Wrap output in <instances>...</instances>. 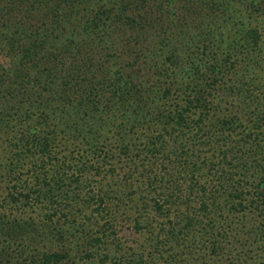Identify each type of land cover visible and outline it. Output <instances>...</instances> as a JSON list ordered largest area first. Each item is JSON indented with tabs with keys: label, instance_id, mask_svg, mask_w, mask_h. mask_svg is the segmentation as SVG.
Listing matches in <instances>:
<instances>
[{
	"label": "trees",
	"instance_id": "trees-1",
	"mask_svg": "<svg viewBox=\"0 0 264 264\" xmlns=\"http://www.w3.org/2000/svg\"><path fill=\"white\" fill-rule=\"evenodd\" d=\"M247 13L264 17V0H0V54L11 62L0 63V129L15 132L0 161V264L93 259L129 202L136 228L151 230L152 209L165 220L156 256L162 245L171 257L180 254L172 242L199 238L214 248L227 239L226 230L205 228L211 214L214 225L237 217L244 236L264 247V113L249 112L251 127L241 114L207 122L228 70L251 64L248 55L264 44V18L252 26ZM149 28L143 57L138 45ZM183 39L187 65L174 43ZM237 82L231 88L248 108L252 90ZM172 88L180 97L171 106ZM142 128L156 134L142 141ZM59 135L78 142L79 153L54 151ZM136 159L149 161L136 180L147 188L140 205L129 183L126 191L101 175L109 167L114 173V160L136 166ZM27 208L42 211V221L25 217ZM46 229L70 245H26L48 238ZM97 257L101 264H149L141 253Z\"/></svg>",
	"mask_w": 264,
	"mask_h": 264
},
{
	"label": "rangeland",
	"instance_id": "rangeland-1",
	"mask_svg": "<svg viewBox=\"0 0 264 264\" xmlns=\"http://www.w3.org/2000/svg\"><path fill=\"white\" fill-rule=\"evenodd\" d=\"M241 8V7H240ZM246 16H249L251 19L250 15L247 13ZM264 17H258V19H249L250 22L252 23V26L254 25H259L261 24V20ZM153 29L149 28L145 32L147 33V37L145 42L138 45V48L143 50L141 52V55L143 57L148 53L147 50H144L147 48V45L151 41L152 38V31ZM262 31V30H261ZM263 32V31H262ZM264 36V35H263ZM188 39H183L182 41L179 42H174L176 45H178V51L179 55L183 57L184 63L187 65L189 62V58L186 57L187 53L189 55V49H188ZM262 48L258 53L255 51L251 53L248 56H252V61L249 62L251 64L246 65V70L245 68L240 70L238 72H234L233 70L229 69L227 72V75L224 78L223 83H221L218 86V90L215 92V96L212 99V104H211V112H210V118H208L209 123L212 121V119H218L223 116H230L231 114H241L245 118V124L246 126L251 127V122L253 119V115L251 112L256 113L259 110L263 111L264 113V44L261 46ZM162 52V51H161ZM126 54V53H125ZM124 54V55H125ZM97 57V55H96ZM143 57H141V60H139V65L141 61L143 60ZM164 54L162 52V56L158 57L160 59L159 61L164 60ZM101 62L100 57L98 55L97 60ZM0 63L3 64L4 66H10L11 62L9 57L3 56L0 54ZM102 63V62H101ZM248 62L241 61L240 65L243 66L247 64ZM253 63V64H252ZM187 68V67H186ZM238 81V82H237ZM235 82L238 84H243L244 87L251 88L252 91L246 95H250L251 100H247L246 103L248 108H243L241 105V100L237 96V92L235 89H232V86H235ZM226 84V85H223ZM232 85V86H231ZM254 87H260L259 90H255ZM217 89V88H216ZM172 92L170 93V100L169 104L174 105L175 103H178L180 94H177V92H174V88L171 89ZM258 108V109H254ZM158 128V126H154V129ZM11 128L5 129L6 132L4 133L0 129V161L3 160V148L6 143L5 139L10 138L11 136L14 135L15 132L9 130ZM139 138L140 140L144 141L148 137H153L156 132L153 130L150 132H147V129L145 128L139 129L138 131ZM167 139V137H166ZM139 141V142H142ZM259 141V140H258ZM262 142V139L260 140ZM259 142V143H260ZM56 152L60 153L62 155L63 153L66 154L70 157L71 155H75V153H79L80 151V146H78V142L76 144H73L72 139H67L63 138L61 135H59L57 144L54 145ZM66 150V151H65ZM62 159V158H61ZM173 160V157L171 158ZM64 160V159H62ZM28 161V160H27ZM26 162V164L30 165L31 162ZM150 161V158H149ZM146 161L144 166H141L140 160L136 159V166L131 163L129 166V161H123V160H114L116 170L113 172L110 171V167L107 171L102 172V177H105L107 179L104 181L105 183H110L113 186L117 185L116 187H119V189H126L128 191L131 189H135L137 193L133 195V199L137 200L139 205L141 203V197L144 195L145 191L147 190L146 185L141 182H136V180L139 178V172L143 169V167L148 165V162ZM163 162V159L161 156H159L158 160V165ZM138 166V168H137ZM161 166H159L160 168ZM173 166L168 165V170L173 171ZM106 169V168H105ZM135 169V170H134ZM93 175L92 173H88V175ZM183 176L179 178H185L189 180L188 174H183ZM25 175H23L24 177ZM130 177L128 180L126 177ZM178 178V177H177ZM89 179V178H88ZM92 181L97 180L94 178H91ZM116 183V184H114ZM126 183H129L131 187L126 185ZM133 184V185H132ZM4 184L0 183V205H3L1 199H2V187ZM111 185V186H112ZM92 187L97 186V183H94L91 185ZM87 185L85 187H81V192H87ZM74 189V188H73ZM72 189V190H73ZM4 194V193H3ZM133 205L132 203H128L127 205L123 206L119 212H118V219L114 223V228L113 230L115 231L114 236L110 233L107 232L108 237L105 238V244H103L100 248H95L94 251H97V255L100 256L102 253H109V255H114L117 251H121L124 255L126 256H137L138 254H142L143 257L145 258L144 260H148L149 264H259L262 263L264 264V247L259 246V244H256V242L253 241V238H247L244 236L243 232H245L242 228V223L237 220V217L232 216V221L225 223H218L215 222V225L212 222H208V218L214 217L215 214L211 215H206V220L203 222V224L206 226L209 231H217L218 229L221 230H226L227 232V239H218V244L216 246L214 245V248L211 246H208L209 243H204L205 241L201 239H197L196 241H191L190 243H182L179 242L178 244H173L174 249H178L180 251V254L178 255H173L172 257L170 256V251L172 248H168L167 245H162L165 248V252H163V256H156L154 248V240H155V235L160 234L158 236L163 238V232L161 231L160 225L161 223L163 224L165 220H163V217L160 215H156L152 209L151 211L149 210L148 216L149 220H151V223L153 224L150 226V229L147 228H142L138 229L134 226V222L132 217L134 216L133 212L131 211V207L129 205ZM42 211H40L38 208L35 210L27 208L25 210V217L30 216L32 217L36 222L42 221V216H41ZM176 213V212H175ZM198 213V214H196ZM193 215L196 217H199L198 215H202L200 212H196ZM173 215V214H172ZM248 217H252L253 215L251 213L246 214ZM61 217V216H60ZM80 219V218H79ZM56 220V217H55ZM64 218L61 217L60 220H57V224L61 222L63 223ZM254 221V219H252ZM206 222V223H205ZM257 225H260V219L259 222H255ZM167 224V223H165ZM57 226V225H56ZM50 228L53 227V225L49 226ZM53 230V229H52ZM230 231V232H229ZM153 232V234H151ZM238 232L239 234H236ZM45 233L48 238L44 239L43 241H38L37 243H26V245L29 244L31 247H38L41 250H60L63 249L64 245H68V240L67 237L60 239L57 235L56 236H50V233L48 234V229L45 230ZM51 237V238H49ZM220 238V237H219ZM68 242V243H67ZM118 242V245L115 243ZM37 244V245H36ZM70 245V243H69ZM192 248H189L191 247ZM18 248V247H16ZM121 248V249H119ZM16 250V249H15ZM154 254V258H150L149 253ZM16 253V252H15ZM95 255V257L92 259H85V258H76L72 261L70 260H65L64 262L60 264H101L99 261V258ZM153 261V262H151Z\"/></svg>",
	"mask_w": 264,
	"mask_h": 264
}]
</instances>
